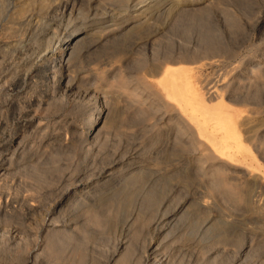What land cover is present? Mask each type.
Masks as SVG:
<instances>
[{"label":"rangeland","instance_id":"1","mask_svg":"<svg viewBox=\"0 0 264 264\" xmlns=\"http://www.w3.org/2000/svg\"><path fill=\"white\" fill-rule=\"evenodd\" d=\"M64 1L0 0V264H264V0Z\"/></svg>","mask_w":264,"mask_h":264},{"label":"bare ground","instance_id":"2","mask_svg":"<svg viewBox=\"0 0 264 264\" xmlns=\"http://www.w3.org/2000/svg\"><path fill=\"white\" fill-rule=\"evenodd\" d=\"M43 2H44V4H45V2L47 1V2H49V0H42ZM60 1L61 0H55V3H60ZM69 1H77V0H65L62 4H63V6H68V3H69ZM99 1V0H98ZM146 1V0H145ZM148 1V0H147ZM142 3H143V0H142ZM142 3H141V5H142ZM147 3H149V2H146V4ZM47 4V3H46ZM61 4V5H62ZM71 4V3H70ZM43 5V4H42ZM72 5H73V2H72ZM53 6V5H52ZM56 6V5H55ZM71 6V5H70ZM142 7H143V5H142ZM64 8V7H63ZM70 8V7H69ZM140 8V7H139ZM45 9V8H44ZM52 9V8H51ZM58 9V8H57ZM50 10V9H49ZM149 9H147L146 11H148ZM150 10H151V8H150ZM45 11V10H44ZM47 11V10H46ZM137 11V10H136ZM139 11V10H138ZM144 11V10H143ZM152 11V10H151ZM155 11V10H154ZM158 11V10H157ZM42 12H43V10H42ZM49 12V11H48ZM145 12V11H144ZM160 12V11H159ZM30 13H32V12H30ZM38 13V12H37ZM40 13V12H39ZM96 13V12H95ZM141 13V12H140ZM146 13V12H145ZM18 14L19 15H23V17H24V14H22V10H19L18 11ZM29 14V13H28ZM42 14V13H41ZM40 14V15H41ZM99 14V13H98ZM102 15H104V13L102 12L101 13ZM100 14V15H101ZM143 14V13H142ZM148 14V13H147ZM146 14V15H147ZM33 15H34V13H33ZM97 15V13L95 14V16ZM141 15V14H140ZM139 15V16H140ZM144 15V14H143ZM152 15V13L150 14V16ZM38 16V15H37ZM98 16V15H97ZM34 17V16H33ZM32 17V18H33ZM42 17V16H41ZM133 17V16H132ZM136 17V16H135ZM135 17H133V18H135ZM141 17V16H140ZM145 17V16H144ZM149 17V16H148ZM26 18V17H25ZM28 18V17H27ZM39 18V17H38ZM105 18V17H104ZM107 18V17H106ZM109 18V17H108ZM139 18V17H138ZM34 19H35V17H34ZM97 19V18H96ZM144 19V18H143ZM31 20V19H30ZM36 20V19H35ZM91 20H93V19H91ZM106 20V19H105ZM139 20V19H138ZM54 21H57V20H54ZM102 21V20H101ZM107 21V20H106ZM111 21V20H110ZM141 21V20H140ZM138 22V21H137ZM36 23V22H35ZM92 23V22H91ZM96 23V22H95ZM102 23H104V22H102ZM105 23H107V22H105ZM108 24V23H107ZM39 25V24H38ZM51 25V24H50ZM54 25V24H53ZM52 25V26H53ZM36 26H37V24H36ZM99 26H101V25H99ZM103 26V25H102ZM109 26V25H108ZM47 27V28H46ZM45 27V29H44V32H46V36L44 37V39H42V42H41V44H42V46H44L45 48H49V50H46L45 51V55H46V58L51 62V61H55L56 59H59V61H65V62H67V61H69V59H70V57H71V52H72V50H73V47L76 45V43L79 41V39H80V35H81V33H83V31H92V30H95V29H97L96 27H98V25L97 24H89V25H86V24H84L83 22H80V24L78 25V26H76L73 30H71V31H69V33H66V31H67V29L69 28V27H67L65 30H63L62 32H60L59 33V43H60V41H62V44H60L61 46H60V48H58V47H56V40H54V38H52V36L51 35H49V31H50V29H51V27H48V26H46ZM106 27V26H105ZM37 28V27H36ZM100 28V27H99ZM40 29V28H39ZM38 29V30H39ZM41 29H42V27H41ZM48 32V33H47ZM51 32V31H50ZM52 33V32H51ZM50 33V34H51ZM54 34V33H53ZM38 35H40V33L38 34ZM44 53V52H43ZM49 63V62H48ZM50 65V64H49ZM183 75V74H182ZM179 77H177V76H170V78H169V81L168 82H166L165 81V83L162 85V92L163 93H165V94H167L169 91H168V89H170V87H175V86H177V87H179L178 86V82H177V79H178ZM184 79V78H183ZM165 80V79H164ZM186 80V79H185ZM184 80V81H185ZM187 81V80H186ZM185 81V83H183V84H185L184 86L185 87H183L184 88V90H183V92H181L182 90H180V93L178 92V94L182 97V96H185V100L187 101V102H190V99H193V100H196L198 103H200V104H205L206 103V101H205V99L202 97V95L199 93V92H197L196 90H191L190 89V86L188 87V85H189V82H186ZM164 82V81H163ZM187 83H188V85H187ZM184 93V94H183ZM190 95V98L188 97V94ZM183 94V95H182ZM195 101V102H196ZM89 118L91 119V120H94V119H96L97 118V115L96 114H91L90 116H89ZM90 126V122H88L87 121V123L85 124V125H83L82 127H80L81 128V132H85V133H87L88 131H90L89 130V127ZM78 131V130H77ZM224 132H226L227 134H231V132H233V133H236V132H234V129H224ZM88 135H90V134H88Z\"/></svg>","mask_w":264,"mask_h":264}]
</instances>
